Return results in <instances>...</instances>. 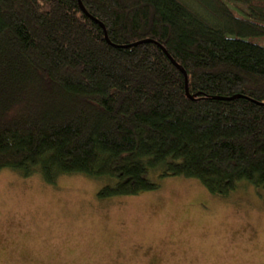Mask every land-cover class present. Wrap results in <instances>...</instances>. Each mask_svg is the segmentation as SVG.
<instances>
[{"label":"trees","instance_id":"16d2710c","mask_svg":"<svg viewBox=\"0 0 264 264\" xmlns=\"http://www.w3.org/2000/svg\"><path fill=\"white\" fill-rule=\"evenodd\" d=\"M262 40L264 0H0V171L264 189Z\"/></svg>","mask_w":264,"mask_h":264},{"label":"rangeland","instance_id":"374dc122","mask_svg":"<svg viewBox=\"0 0 264 264\" xmlns=\"http://www.w3.org/2000/svg\"><path fill=\"white\" fill-rule=\"evenodd\" d=\"M102 184L1 170L0 264H264V189L221 197L173 176L100 199Z\"/></svg>","mask_w":264,"mask_h":264},{"label":"water","instance_id":"95a60500","mask_svg":"<svg viewBox=\"0 0 264 264\" xmlns=\"http://www.w3.org/2000/svg\"><path fill=\"white\" fill-rule=\"evenodd\" d=\"M100 25L104 28V26L100 23ZM165 51V50H164ZM169 57V55H168ZM171 58V57H170ZM171 60L174 62V60L171 58ZM174 64L176 65V63L174 62ZM177 66V65H176ZM178 67V66H177ZM183 71V70H182Z\"/></svg>","mask_w":264,"mask_h":264}]
</instances>
